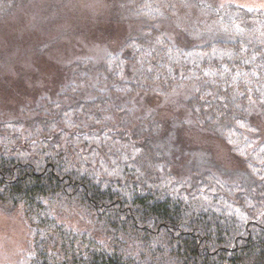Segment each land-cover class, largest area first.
<instances>
[{"label":"trees","instance_id":"16d2710c","mask_svg":"<svg viewBox=\"0 0 264 264\" xmlns=\"http://www.w3.org/2000/svg\"><path fill=\"white\" fill-rule=\"evenodd\" d=\"M20 2L0 0V19ZM193 8L200 15L179 39L159 35L162 18L188 21L183 9ZM135 12L151 39L103 63L91 88L98 98L88 101L100 120L94 132L79 115L62 116L59 103L33 107L47 127L11 122L0 131V204L24 207L31 235L14 264H264V10L138 0ZM114 90L124 98H110ZM175 90L188 95V120L221 139L238 165L217 164L204 148L185 153L174 143L177 117L135 120L134 94ZM116 111L118 124L100 125Z\"/></svg>","mask_w":264,"mask_h":264},{"label":"rangeland","instance_id":"374dc122","mask_svg":"<svg viewBox=\"0 0 264 264\" xmlns=\"http://www.w3.org/2000/svg\"><path fill=\"white\" fill-rule=\"evenodd\" d=\"M20 1L10 9L8 16L0 19V131L11 128L8 125L11 122L32 124L41 120L47 127L45 116H38L40 112H32V109L39 107L48 112L59 103L64 107L62 116L79 115L78 124L86 126L88 134L94 132L96 129L92 124L100 120L90 111L88 105L93 108L94 104L88 101L98 98L91 88H96L102 82L103 63L114 55L122 56L126 51L129 54L128 49H135V46L142 47L141 42L146 41L144 38L151 39L147 36L148 29L142 27L146 24L142 22L144 19L135 12L138 0ZM210 1L218 5L232 2L246 8L264 10V0ZM193 9L195 14L183 9L188 21L183 19L178 24L162 18L160 25L157 24L163 31L159 35L179 39L184 26L190 27L188 24H194L193 17L200 15L199 11ZM133 38L136 42L128 44ZM67 89L69 94L65 92ZM116 96L124 98L118 90L110 92V98ZM133 96L131 105L135 120L139 115L153 112L164 123L177 117L178 122L173 125L174 143L180 149H185V153H189L193 147L204 148L210 151L208 157L217 164L235 166L240 163L221 139L202 132L188 120L187 93L181 90L166 94L146 91ZM114 116V120H109L103 114L100 125L106 127L104 123L107 121L109 125L118 124L121 121L120 112L116 111ZM123 116L129 117L127 114ZM258 120L259 125L263 126V120ZM31 124L26 128L20 126V131L26 133V130L32 129ZM54 125L50 124L52 131ZM109 125L99 137L109 133ZM168 127L165 124L166 131ZM34 132L43 133L35 129ZM262 132L264 135V127ZM185 153L178 164L188 174L193 163ZM200 153L205 155L204 152ZM23 210L22 206L6 210L0 204V264H14L27 249L31 235Z\"/></svg>","mask_w":264,"mask_h":264}]
</instances>
